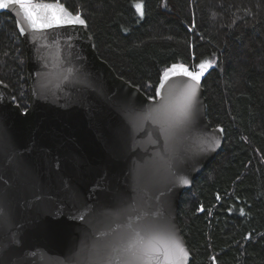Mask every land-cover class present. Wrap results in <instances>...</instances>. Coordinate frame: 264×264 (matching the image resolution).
Listing matches in <instances>:
<instances>
[{"label":"water","instance_id":"1","mask_svg":"<svg viewBox=\"0 0 264 264\" xmlns=\"http://www.w3.org/2000/svg\"><path fill=\"white\" fill-rule=\"evenodd\" d=\"M0 12L24 28L29 92L23 110L0 82V264H100L92 258L117 233L153 221L167 225L189 264L180 198L224 143L206 115L209 68L187 118L169 127L156 110L194 83L188 77L169 73L161 96L148 98L99 57L80 14L82 25L34 32L17 5ZM173 65L199 71L172 63L157 87Z\"/></svg>","mask_w":264,"mask_h":264},{"label":"trees","instance_id":"2","mask_svg":"<svg viewBox=\"0 0 264 264\" xmlns=\"http://www.w3.org/2000/svg\"><path fill=\"white\" fill-rule=\"evenodd\" d=\"M58 2L83 16L99 57L148 98L172 63L210 62L206 115L224 143L180 198L189 264H264V0ZM0 82L28 107L25 48L8 12H0Z\"/></svg>","mask_w":264,"mask_h":264},{"label":"snow or ice","instance_id":"3","mask_svg":"<svg viewBox=\"0 0 264 264\" xmlns=\"http://www.w3.org/2000/svg\"><path fill=\"white\" fill-rule=\"evenodd\" d=\"M17 5L23 20L28 27L36 32L49 29L54 26L61 27L68 24H84L79 14L73 16L57 0L56 3L35 2V0H0V9ZM137 11H141V5L137 4ZM142 14V12H141ZM20 34L24 28L20 26ZM209 61H202L199 71H190L183 65H173L163 74L160 86L156 88V96H161V88L169 79V73L186 76L190 81L178 98H164L160 107L156 110L164 117V122L171 127L187 118L196 95V88L200 78L210 67ZM179 69V72H177ZM166 129L162 128V131ZM183 180L182 183H187ZM112 253H116L118 259L114 260ZM188 253L178 239L162 222H143L130 226V230L117 233L112 241L103 245V254L92 259L100 264H184Z\"/></svg>","mask_w":264,"mask_h":264}]
</instances>
